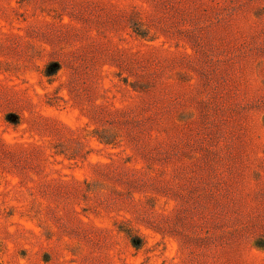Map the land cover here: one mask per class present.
<instances>
[{"label": "rangeland", "instance_id": "374dc122", "mask_svg": "<svg viewBox=\"0 0 264 264\" xmlns=\"http://www.w3.org/2000/svg\"><path fill=\"white\" fill-rule=\"evenodd\" d=\"M0 264H264V0H0Z\"/></svg>", "mask_w": 264, "mask_h": 264}, {"label": "trees", "instance_id": "16d2710c", "mask_svg": "<svg viewBox=\"0 0 264 264\" xmlns=\"http://www.w3.org/2000/svg\"><path fill=\"white\" fill-rule=\"evenodd\" d=\"M57 65V64H56ZM46 77H51L50 74H45ZM13 116H10L9 119H12ZM12 121V120H11ZM10 122V120H9ZM19 123V122H16V124ZM100 137V135L98 136ZM102 138V136H101ZM119 227V231L121 233H124L128 236L129 240H130V243H131V246L133 247L134 250L138 251L140 250L141 248H143V240L141 238H139L138 236H136L132 230H125V228H123L122 226H118Z\"/></svg>", "mask_w": 264, "mask_h": 264}]
</instances>
